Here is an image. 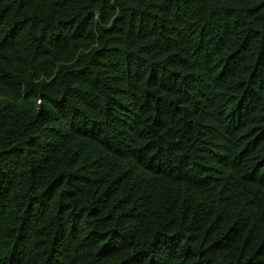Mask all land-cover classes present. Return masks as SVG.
Masks as SVG:
<instances>
[{"label": "trees", "instance_id": "trees-1", "mask_svg": "<svg viewBox=\"0 0 264 264\" xmlns=\"http://www.w3.org/2000/svg\"><path fill=\"white\" fill-rule=\"evenodd\" d=\"M0 264H264V0H0Z\"/></svg>", "mask_w": 264, "mask_h": 264}]
</instances>
